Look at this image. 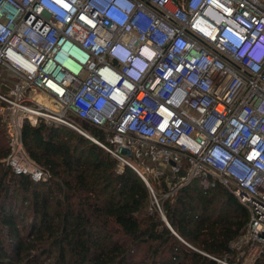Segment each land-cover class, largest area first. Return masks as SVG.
Masks as SVG:
<instances>
[{
  "label": "built area",
  "instance_id": "1",
  "mask_svg": "<svg viewBox=\"0 0 264 264\" xmlns=\"http://www.w3.org/2000/svg\"><path fill=\"white\" fill-rule=\"evenodd\" d=\"M0 105L16 174L48 177L25 152L26 116L74 129L151 190L162 172L143 163L180 173L186 160L180 186L228 187L250 214L244 240L264 254V0H0Z\"/></svg>",
  "mask_w": 264,
  "mask_h": 264
},
{
  "label": "trees",
  "instance_id": "2",
  "mask_svg": "<svg viewBox=\"0 0 264 264\" xmlns=\"http://www.w3.org/2000/svg\"><path fill=\"white\" fill-rule=\"evenodd\" d=\"M74 122L106 142L102 129ZM22 138L45 181L8 165L0 113V264H242L235 244L248 210L212 177L180 186L186 160L180 173L158 167L162 175L148 176L153 193L132 168L66 126L25 121Z\"/></svg>",
  "mask_w": 264,
  "mask_h": 264
},
{
  "label": "rangeland",
  "instance_id": "3",
  "mask_svg": "<svg viewBox=\"0 0 264 264\" xmlns=\"http://www.w3.org/2000/svg\"><path fill=\"white\" fill-rule=\"evenodd\" d=\"M10 80H12L9 75L6 73V72H2V82L5 81V82H9ZM44 101L48 102L47 99L44 98ZM11 112L8 111L7 114H10ZM23 115H26L24 114V112H21L20 114V117L23 118ZM25 121H28V118L27 116L25 117L24 119ZM48 122V121H47ZM51 125V124H50ZM62 126H66V125H62ZM68 127V126H66ZM69 129L71 130H74L70 127H68ZM75 131V130H74ZM77 132V131H76ZM107 135L108 131H104ZM110 133V132H109ZM107 137V136H106ZM119 160V159H118ZM120 161V160H119ZM121 162V161H120ZM122 163V162H121ZM145 165H149V167L153 168L154 166V170L155 171H161V169H159L158 167H164V166H159V165H156L154 163H152V161H149L147 160L145 163H143ZM157 166V168H156ZM169 167V166H168ZM166 168V167H165ZM155 176V175H154ZM235 247L239 253V257L242 261V264H255V261H257V259L259 258V253L256 251V250H252L250 249V247L247 245L246 241L244 240V237H241L237 243L235 244ZM142 253L144 254V251H142ZM142 253H140L137 257V261H142L143 260V257H142Z\"/></svg>",
  "mask_w": 264,
  "mask_h": 264
},
{
  "label": "clouds",
  "instance_id": "4",
  "mask_svg": "<svg viewBox=\"0 0 264 264\" xmlns=\"http://www.w3.org/2000/svg\"><path fill=\"white\" fill-rule=\"evenodd\" d=\"M116 3L121 8H125V9L130 8L129 5L123 1H117ZM140 56H141L143 62H138L137 65H138L139 70L140 71L142 70V72L145 73L148 69V66L146 64H150L153 61L154 55H153V52L151 50L143 49L142 54Z\"/></svg>",
  "mask_w": 264,
  "mask_h": 264
},
{
  "label": "water",
  "instance_id": "5",
  "mask_svg": "<svg viewBox=\"0 0 264 264\" xmlns=\"http://www.w3.org/2000/svg\"><path fill=\"white\" fill-rule=\"evenodd\" d=\"M4 89V88H3ZM4 90H6V91H8V89H4ZM165 220H166V218H165ZM167 221V220H166Z\"/></svg>",
  "mask_w": 264,
  "mask_h": 264
}]
</instances>
